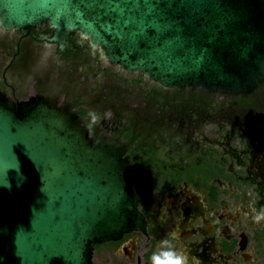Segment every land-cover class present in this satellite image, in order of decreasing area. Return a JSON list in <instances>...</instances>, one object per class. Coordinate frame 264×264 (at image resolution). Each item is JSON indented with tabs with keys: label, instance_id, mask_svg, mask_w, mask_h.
Listing matches in <instances>:
<instances>
[{
	"label": "water",
	"instance_id": "obj_1",
	"mask_svg": "<svg viewBox=\"0 0 264 264\" xmlns=\"http://www.w3.org/2000/svg\"><path fill=\"white\" fill-rule=\"evenodd\" d=\"M0 24L104 58L163 87L245 94L264 82V0H0ZM126 144L91 136L69 99L0 88V264H94L143 228Z\"/></svg>",
	"mask_w": 264,
	"mask_h": 264
},
{
	"label": "flooded vegetation",
	"instance_id": "obj_2",
	"mask_svg": "<svg viewBox=\"0 0 264 264\" xmlns=\"http://www.w3.org/2000/svg\"><path fill=\"white\" fill-rule=\"evenodd\" d=\"M45 33L0 24V88L15 100L69 99L91 136L123 141L146 219L97 244L93 263L150 264L175 233L192 264H264V221L254 223L264 210V82L245 94L167 88L109 62L78 32L64 48Z\"/></svg>",
	"mask_w": 264,
	"mask_h": 264
},
{
	"label": "clouds",
	"instance_id": "obj_3",
	"mask_svg": "<svg viewBox=\"0 0 264 264\" xmlns=\"http://www.w3.org/2000/svg\"><path fill=\"white\" fill-rule=\"evenodd\" d=\"M89 115L93 124L99 122L100 117L98 114L90 112ZM105 115L110 118L111 113L108 112ZM261 221H264V210L257 212L254 216V223L260 224ZM176 239H178V236L173 233L169 238L162 240L160 250L151 256L150 264H192L188 254L177 248L173 243Z\"/></svg>",
	"mask_w": 264,
	"mask_h": 264
}]
</instances>
